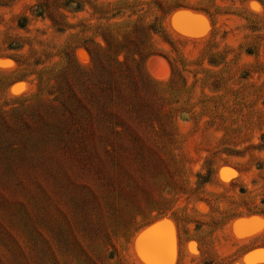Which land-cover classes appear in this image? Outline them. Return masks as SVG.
<instances>
[{
  "label": "rangeland",
  "instance_id": "374dc122",
  "mask_svg": "<svg viewBox=\"0 0 264 264\" xmlns=\"http://www.w3.org/2000/svg\"><path fill=\"white\" fill-rule=\"evenodd\" d=\"M262 253L264 0H0V264Z\"/></svg>",
  "mask_w": 264,
  "mask_h": 264
},
{
  "label": "water",
  "instance_id": "95a60500",
  "mask_svg": "<svg viewBox=\"0 0 264 264\" xmlns=\"http://www.w3.org/2000/svg\"><path fill=\"white\" fill-rule=\"evenodd\" d=\"M204 18L200 16L199 14L191 13L190 11L186 10H180L174 12L171 17H170V25L171 27L176 30L177 32L188 35V36H198L201 34L200 30H197L195 28V25H203L204 24ZM253 217V216H252ZM246 218V219H250ZM244 219V218H242ZM155 225V229L163 230L164 225L161 222H156L152 224L151 226L147 227L146 229L153 227ZM154 229V230H155ZM150 233L147 237L148 241L150 243H157L159 240L158 238L154 237ZM161 240V239H160ZM161 242V241H159ZM139 243L142 245L143 244V239L141 238L139 240Z\"/></svg>",
  "mask_w": 264,
  "mask_h": 264
},
{
  "label": "snow or ice",
  "instance_id": "6c2138e0",
  "mask_svg": "<svg viewBox=\"0 0 264 264\" xmlns=\"http://www.w3.org/2000/svg\"><path fill=\"white\" fill-rule=\"evenodd\" d=\"M260 260H261V261H264V253H262V254L260 255Z\"/></svg>",
  "mask_w": 264,
  "mask_h": 264
},
{
  "label": "trees",
  "instance_id": "16d2710c",
  "mask_svg": "<svg viewBox=\"0 0 264 264\" xmlns=\"http://www.w3.org/2000/svg\"><path fill=\"white\" fill-rule=\"evenodd\" d=\"M200 12H205L206 10H202V9H199ZM169 65L171 66V63H169Z\"/></svg>",
  "mask_w": 264,
  "mask_h": 264
},
{
  "label": "bare ground",
  "instance_id": "6f19581e",
  "mask_svg": "<svg viewBox=\"0 0 264 264\" xmlns=\"http://www.w3.org/2000/svg\"><path fill=\"white\" fill-rule=\"evenodd\" d=\"M81 57V56H80ZM164 239V238H163Z\"/></svg>",
  "mask_w": 264,
  "mask_h": 264
}]
</instances>
